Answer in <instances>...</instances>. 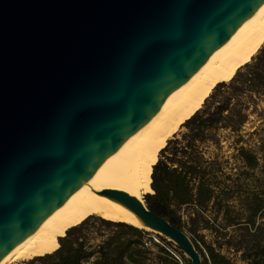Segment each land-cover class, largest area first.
<instances>
[{
	"label": "water",
	"instance_id": "obj_1",
	"mask_svg": "<svg viewBox=\"0 0 264 264\" xmlns=\"http://www.w3.org/2000/svg\"><path fill=\"white\" fill-rule=\"evenodd\" d=\"M264 0H0V260ZM103 194L202 264L189 235Z\"/></svg>",
	"mask_w": 264,
	"mask_h": 264
},
{
	"label": "trees",
	"instance_id": "obj_2",
	"mask_svg": "<svg viewBox=\"0 0 264 264\" xmlns=\"http://www.w3.org/2000/svg\"><path fill=\"white\" fill-rule=\"evenodd\" d=\"M209 90L170 133L183 130L154 148L159 157L152 151L144 205L189 235L202 264H236L226 253L264 264V40ZM83 215L62 224L45 253L15 264H190L160 235L152 250L144 229Z\"/></svg>",
	"mask_w": 264,
	"mask_h": 264
},
{
	"label": "bare ground",
	"instance_id": "obj_3",
	"mask_svg": "<svg viewBox=\"0 0 264 264\" xmlns=\"http://www.w3.org/2000/svg\"><path fill=\"white\" fill-rule=\"evenodd\" d=\"M264 37V1L218 49L161 103L78 188L0 260L8 264L45 253L62 224L71 222L81 210L104 220L142 227L122 205L107 198L104 189L123 191L143 203L149 193L148 164L159 139L178 122L213 83L221 80L245 59Z\"/></svg>",
	"mask_w": 264,
	"mask_h": 264
},
{
	"label": "rangeland",
	"instance_id": "obj_4",
	"mask_svg": "<svg viewBox=\"0 0 264 264\" xmlns=\"http://www.w3.org/2000/svg\"><path fill=\"white\" fill-rule=\"evenodd\" d=\"M261 40H264V37L261 39ZM260 40V41H261ZM259 41V42H260ZM259 42H258V44H259ZM257 44V45H258ZM256 45V46H257ZM256 46L252 49V51L249 53V54H247V56L245 57V59L253 52V50L256 48ZM244 59V60H245ZM237 65H235L221 80H224V79H226L233 71H234V69H235V67H236ZM210 88V87H209ZM209 88L208 89H206L205 91H204V93L200 96V97H205L206 95L208 96L209 95V93L211 92L210 90H209ZM190 109V108H189ZM189 109L186 111V113L184 114V116L188 113V111H189ZM180 126V125H179ZM176 127V129L174 130L173 129V131L170 133V130L172 129V127H170L169 128V130L163 135V137H161L160 139H159V142H158V145L157 146H159V147H163L164 145H165V143H166V141L168 140V139H170V138H172L173 137V134L174 133H177L178 131H182L183 130V128H181V127ZM248 130H250V127H249V123H247L245 126H244V131L243 132H241V133H245V132H247ZM245 135V134H244ZM244 137H247L246 135L244 136ZM225 145V144H224ZM156 150H157V148L156 149H153L152 151H153V154L154 153H157L156 152ZM222 150H223V153L225 154V155H227L230 151H227L226 150V147L224 146L223 148H222ZM152 151H151V153H152ZM157 155H158V153H157ZM158 157H159V155H158ZM142 200H143V196H142ZM143 203H144V200H143ZM81 214H84L83 216H85V215H87V216H89V218L90 217H97V216H94V215H91L90 213H88V212H86L85 210H81L80 212H79V214L78 215H81ZM90 220H94V219H90ZM89 228H88V231H89V233H91L92 235L94 234V232H98V230H97V223H96V221H90V223H89ZM61 227V226H60ZM60 229V228H59ZM142 229H144V228H142ZM144 231H149V233L150 234H152V235H154L155 237H157V234H154V233H156V232H153V231H151V230H149V229H144ZM151 231V232H150ZM203 233H206V232H203ZM158 239V241H159V245H163L164 243L162 242V240H160V238H157ZM206 239H209V237H208V235L206 234ZM92 242H94V241H92ZM152 250H155V247H152L151 248ZM227 255H228V257L230 258V259H232V260H235L236 261V264H240V262L239 261H237L235 258V256L233 255V254H229V253H226ZM38 255V254H37ZM36 256V255H35ZM33 257V256H32ZM29 258H31V257H27V258H24V259H20V260H25V259H29ZM177 259V258H176ZM20 260H18V261H20ZM18 261H15V262H12V263H8V264H15L16 262H18ZM177 261L179 262V264H184V262L183 261H181V260H179V259H177Z\"/></svg>",
	"mask_w": 264,
	"mask_h": 264
},
{
	"label": "built area",
	"instance_id": "obj_5",
	"mask_svg": "<svg viewBox=\"0 0 264 264\" xmlns=\"http://www.w3.org/2000/svg\"><path fill=\"white\" fill-rule=\"evenodd\" d=\"M154 234H157V233H154ZM157 238H158V236L155 237L154 235L150 234L149 231H146V233L143 234V237H142V244H143V246L150 248L153 246V243H159Z\"/></svg>",
	"mask_w": 264,
	"mask_h": 264
}]
</instances>
